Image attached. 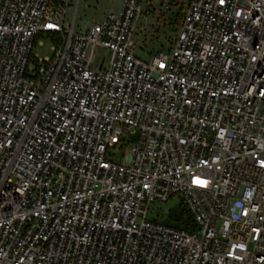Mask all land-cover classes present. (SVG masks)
Masks as SVG:
<instances>
[{
	"label": "built area",
	"instance_id": "built-area-1",
	"mask_svg": "<svg viewBox=\"0 0 264 264\" xmlns=\"http://www.w3.org/2000/svg\"><path fill=\"white\" fill-rule=\"evenodd\" d=\"M144 1L0 0V264H264V0H187L148 61ZM173 196L192 232L148 219Z\"/></svg>",
	"mask_w": 264,
	"mask_h": 264
},
{
	"label": "rangeland",
	"instance_id": "rangeland-1",
	"mask_svg": "<svg viewBox=\"0 0 264 264\" xmlns=\"http://www.w3.org/2000/svg\"><path fill=\"white\" fill-rule=\"evenodd\" d=\"M123 0H79L77 11L70 7L67 14V21L72 23L75 20V29L93 23L102 22L106 13L114 7L119 11ZM177 3H183L184 11L187 8V0H145L143 9L138 17L133 39L135 42V53L144 60H150L152 55L163 49H167L174 41L178 25L169 26L173 12L177 13ZM179 4V5H180ZM56 40L50 36H39L33 46V55L39 57L52 56V46ZM108 53L104 58V67L107 65ZM111 157L116 162H122L127 151V145H118L111 148ZM181 199L173 196L167 202L156 200L151 203L148 211V219L167 223L170 216L181 209Z\"/></svg>",
	"mask_w": 264,
	"mask_h": 264
},
{
	"label": "trees",
	"instance_id": "trees-1",
	"mask_svg": "<svg viewBox=\"0 0 264 264\" xmlns=\"http://www.w3.org/2000/svg\"><path fill=\"white\" fill-rule=\"evenodd\" d=\"M180 4V3H179ZM178 5V11L177 13L173 12L170 16L169 21L166 22L169 26H176L178 25V29L181 25V22L183 20V16L185 14V11L183 10V3ZM181 209L178 212H175L172 216H170V221L168 222V226H172L178 229L186 230L188 232H192L195 230V221L187 208L186 204L183 200L180 202Z\"/></svg>",
	"mask_w": 264,
	"mask_h": 264
}]
</instances>
